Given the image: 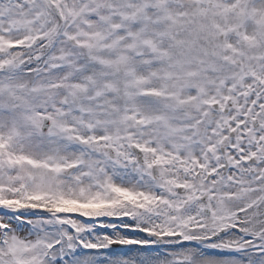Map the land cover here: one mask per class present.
Segmentation results:
<instances>
[{
  "label": "snow or ice",
  "instance_id": "1",
  "mask_svg": "<svg viewBox=\"0 0 264 264\" xmlns=\"http://www.w3.org/2000/svg\"><path fill=\"white\" fill-rule=\"evenodd\" d=\"M0 264H264V0H0Z\"/></svg>",
  "mask_w": 264,
  "mask_h": 264
}]
</instances>
